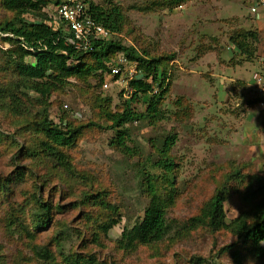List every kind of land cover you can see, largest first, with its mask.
<instances>
[{
  "label": "rangeland",
  "instance_id": "rangeland-1",
  "mask_svg": "<svg viewBox=\"0 0 264 264\" xmlns=\"http://www.w3.org/2000/svg\"><path fill=\"white\" fill-rule=\"evenodd\" d=\"M93 1L120 11L115 40L162 60L167 93L159 116L111 129L109 116L127 105L138 114L147 110L146 99L133 100L124 82L103 91L99 77L73 78L55 83L45 102L33 81L20 77L16 58L0 53V264H194L196 257L236 264L237 252L242 264H264L244 256L229 231L183 230L223 188L227 223L263 197L264 112L253 80L264 34L256 17L233 0ZM13 18L0 0V24ZM63 104L83 114L69 119L81 130L74 145L55 146L68 169L47 150L54 145L40 126L46 110L55 117ZM122 129L130 135L127 153L112 145ZM172 137L175 167L166 175L158 162ZM147 176L161 195L167 179L174 182L172 232L161 243L124 251L123 231L143 221L150 203ZM42 204L50 212L38 226Z\"/></svg>",
  "mask_w": 264,
  "mask_h": 264
},
{
  "label": "trees",
  "instance_id": "trees-1",
  "mask_svg": "<svg viewBox=\"0 0 264 264\" xmlns=\"http://www.w3.org/2000/svg\"><path fill=\"white\" fill-rule=\"evenodd\" d=\"M62 0H2L5 10L12 12L14 18L0 24V31L12 33L18 37L13 49L0 53L15 57L17 69L20 77L33 81L32 89L42 96L47 102L54 88L55 83H64L70 79L86 80L91 77H99L104 83L103 74L107 71V64L119 54L131 61L139 64L142 77L130 83L132 99L135 100L142 95L141 99L147 105L146 112L138 114L134 112L130 105L121 114H112L109 120L112 122L111 129H117L130 122H137L146 118L155 119L159 116V105L167 93V74L162 71L161 59H148L141 56L134 48L123 46L117 40H97L92 44L89 52L77 51L73 45L67 43L71 35H65L59 29L50 25L48 14L45 10L52 4H58ZM185 1V0H182ZM93 17L106 29L118 35L121 32L123 18L118 9H106L90 0ZM33 17V21H28L27 17ZM256 37V33L252 34ZM260 41V38H258ZM241 48V46H240ZM32 49L34 52H31ZM32 60V62H30ZM51 73V74H50ZM157 93L151 95L152 91ZM56 117L49 116L48 111L44 113L43 121L40 123L42 131L48 141L54 146L47 145V150H51V155L57 158L60 165L70 168L63 154L56 151V147H72L81 130L74 128L72 121H78L81 117H76V110H64ZM71 119V122H69ZM127 129L116 131V138L112 145L121 148L125 153L131 151L127 146L129 140ZM174 137L168 139L161 150L159 169L166 172V175L173 174L174 163L169 159V153L174 144ZM56 146V147H55ZM239 176V174H236ZM148 177V178H147ZM146 192L149 194L150 203L145 210L143 221L132 229L123 231L119 241L120 249L124 251L135 250L138 246H151L163 242L172 232L169 224L168 212L175 205L176 191L174 182L167 179L168 186L165 185V194L158 192L156 179L147 176ZM240 178V177H239ZM260 190L263 197L251 208L250 211L241 213L237 218L227 223L225 214V201L227 193L225 188L220 190L201 210L200 214L191 218L183 230L194 231L200 227H208L213 231L226 230L231 232L240 242L244 256L264 261V185ZM253 201L258 197L255 190L250 188ZM44 212L42 217L36 222L38 226L46 225L50 210L47 205H41ZM40 228V227H39ZM107 231V230H106ZM242 254V253H241ZM239 252L233 255L234 263L242 264V255ZM74 264H81L79 260ZM217 264L215 261L213 262ZM82 264H93V262H82ZM194 264H204L201 258H194Z\"/></svg>",
  "mask_w": 264,
  "mask_h": 264
},
{
  "label": "built area",
  "instance_id": "built-area-1",
  "mask_svg": "<svg viewBox=\"0 0 264 264\" xmlns=\"http://www.w3.org/2000/svg\"><path fill=\"white\" fill-rule=\"evenodd\" d=\"M245 2L249 6L250 13L256 17L264 19V0H236ZM51 19L50 25L59 29L65 35H71L67 43L74 46L77 51L89 52L92 44L97 40H115L116 34L106 29L92 15L90 0H62L58 4H52L45 10ZM52 13V14H51ZM55 16L57 17L55 19ZM59 23L64 24L65 28L60 29ZM17 40L12 33L0 31V49L9 51L13 49ZM34 52L32 49H29ZM260 72L254 81V90L260 98L259 108L264 112V44L260 53ZM32 62V60H30ZM107 71L104 73L103 91L110 90L113 86H120L124 82L129 87L130 83L142 77L139 64L131 62L125 54H119L107 64ZM114 82V83H113ZM157 90L152 91L156 94ZM64 110H70L69 106L64 105ZM76 117H81L80 112H74Z\"/></svg>",
  "mask_w": 264,
  "mask_h": 264
},
{
  "label": "crops",
  "instance_id": "crops-1",
  "mask_svg": "<svg viewBox=\"0 0 264 264\" xmlns=\"http://www.w3.org/2000/svg\"><path fill=\"white\" fill-rule=\"evenodd\" d=\"M240 5H243L242 3L240 4ZM243 7H244V5H243ZM247 9H248V15H250L251 17H253V18H255L256 16H252L251 14H250V12H249V7H248V5L246 4V6H245ZM255 19H257V23H256V25L258 26V30L260 31V33H262V34H264V19L263 18H261V17H256ZM263 37H264V35H263ZM264 44V39H263V41L261 42V47H260V53H261V48H262V45ZM260 53H259V56H260ZM258 70H259V68H258ZM258 70H257V72H258ZM253 82H254V80H253ZM264 129V128H263ZM264 131V130H263ZM262 134H263V136H264V132H262Z\"/></svg>",
  "mask_w": 264,
  "mask_h": 264
},
{
  "label": "clouds",
  "instance_id": "clouds-1",
  "mask_svg": "<svg viewBox=\"0 0 264 264\" xmlns=\"http://www.w3.org/2000/svg\"><path fill=\"white\" fill-rule=\"evenodd\" d=\"M233 1H235V2H237L238 4H243L244 5V7L246 6V3L245 2H241V1H236V0H233ZM243 5H241L242 7H243ZM249 7V6H248ZM249 12H250V10H249ZM251 14V13H250ZM252 15V14H251ZM252 16H254V15H252ZM29 21V20H28ZM16 36V35H15ZM117 36V35H116ZM16 38L18 39V37L16 36ZM103 77H104V74H103ZM56 117V116H55Z\"/></svg>",
  "mask_w": 264,
  "mask_h": 264
}]
</instances>
